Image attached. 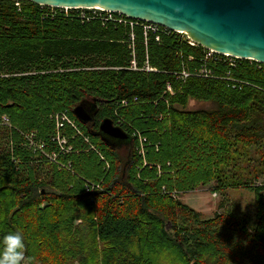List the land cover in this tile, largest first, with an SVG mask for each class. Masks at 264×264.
<instances>
[{
    "label": "trees",
    "instance_id": "obj_1",
    "mask_svg": "<svg viewBox=\"0 0 264 264\" xmlns=\"http://www.w3.org/2000/svg\"><path fill=\"white\" fill-rule=\"evenodd\" d=\"M62 10L28 0H0V221L5 222L0 240L4 233L20 232L29 259L33 236L43 235V246L56 258L39 254L29 264H264V181L238 183L236 178L219 176L221 164L236 162L230 156L263 148L264 65H242L237 76L248 84L236 89L201 77L177 83L169 72L181 69L188 54L195 58L191 66H196L202 47L182 44L183 56L178 58L177 40L163 38L159 44L149 40L145 47L143 33L135 28L134 70L127 25L81 19L75 9H68L69 14ZM145 61L156 71L145 70ZM167 82L175 94L165 101L161 93ZM134 97L137 102L130 103ZM191 100L211 107L189 110ZM122 101L129 102L122 108L142 104L123 113L149 141L159 143L157 152L147 150L148 162L163 169L168 162L175 172L161 178L165 193L157 190L158 183H147L154 179L155 167L141 170L137 177L142 161L134 150L136 129L120 127L129 136L122 146L105 143L97 135L100 122L112 120L113 104ZM81 103L96 105L92 120L84 125L71 113ZM63 110L109 160L106 192H85L79 178L65 172L56 173L64 189L49 197L44 183L17 177L36 151L20 147L16 130L44 142L55 131V114ZM142 111L146 116L139 120L136 116ZM159 113L167 118L157 122L153 115ZM9 138L11 147L6 145ZM70 158L74 170L85 178L102 173L93 154ZM204 163L210 168L202 167ZM203 170L219 187L245 186L252 192L253 224L222 214L200 219L172 196L202 183L203 175L185 185L191 173ZM69 184L72 188L66 190ZM46 198L66 208L50 215L40 207ZM79 205L88 206V212L77 209ZM35 228L33 235L27 233Z\"/></svg>",
    "mask_w": 264,
    "mask_h": 264
},
{
    "label": "rangeland",
    "instance_id": "obj_2",
    "mask_svg": "<svg viewBox=\"0 0 264 264\" xmlns=\"http://www.w3.org/2000/svg\"><path fill=\"white\" fill-rule=\"evenodd\" d=\"M69 12L70 10H62V13L64 14H69ZM56 13L59 12L57 11ZM100 69L104 70L106 68H99V70ZM161 95H163V92ZM129 102L132 103L133 101L130 100ZM139 105L142 106V104H131L127 108H122L121 104L115 102L112 106V112L110 113V116H112L114 125L120 121V127L124 130L127 128L131 131V128H128V125L136 129L132 131L137 141L134 150H136L135 153L141 157L142 161L141 166L137 168L138 179L141 170H151L153 166L156 168L154 179L148 180L147 183L159 184L163 176H174L175 172L171 167V164L168 162L165 163V169H163L160 165L148 162L146 157L147 150L149 148H154L155 152H157V150H159V143L149 141L147 136L144 135V131L140 130L134 125V119L128 118L123 113L125 109L137 108ZM210 107L211 105L209 103L196 102L192 100L188 105L189 110ZM61 113L64 116H61ZM60 114V118H56V120L54 119V133L48 138V140L44 142L35 141V139L32 138V135L27 131L19 132L16 130L20 136V147L25 150L32 148L36 151V155L32 158V160L26 162L23 165V169H20L21 174L17 177L22 180L36 179L39 182L44 183L45 186L42 187L45 188H43V190L50 195L49 197L60 195V190L64 189L58 185L59 180L56 176V173L65 172L76 178H79V180L82 182V187L85 192L96 190L99 192H106L105 184L107 183V179L105 177L111 168L109 160L103 154L101 148L93 143L90 136H87L83 132L80 124L72 117L70 112L68 113L67 110H63L60 112ZM144 116L146 115L144 111H142L136 116V118L140 120ZM165 118H167L165 114L159 113L153 115V119H155L157 122H161ZM6 119L7 120L4 121L5 126L10 128L11 123L8 118ZM146 119L149 118L146 117ZM58 122H63V126L59 127L56 124ZM120 143H128V141ZM12 144L14 143H12L9 138L6 145L11 147ZM120 146H122V144H120ZM119 153L123 155L122 152ZM84 154L95 155L97 157L98 164L100 163L102 166V173L95 179L88 177L85 178L74 170L73 159L70 157ZM230 157L232 159H236V162L233 165H229V163L221 164L220 171L217 168L220 173L219 176L221 175V177L225 178H236L238 183H244L249 179L253 180L254 182L264 181V144L263 148H251L247 151H239V154L232 155ZM221 161L223 160L221 159ZM202 167L210 168V166H207V163L202 164ZM204 172L205 171L203 170V174L191 173L189 178L190 182L186 183L185 185H190L192 180L201 178L203 175L204 181L202 183L195 184L192 189L189 190L172 192V196H176L180 202L196 212L200 219H209L215 215L222 214L223 216H232L236 219L243 220L248 226H250V223L253 224L254 198L252 192L248 189H245V186H230L225 188L219 187L216 182L212 180L214 177H210L209 173L207 174ZM174 179H176V177L172 178V180ZM205 181L209 182L204 183ZM70 188H72V185L69 184L65 189L71 190ZM158 188L157 190H161V193H165L164 191L166 189L163 185L159 184ZM6 204L10 207L12 205L11 200H7ZM40 207H42V209H44V211L50 215L55 214L60 210V208H66L60 201L49 200L47 198L46 201L40 205ZM76 208L82 212H88V206L86 205H79ZM8 211L9 209L7 207L6 212ZM7 214L10 215V212ZM4 223L5 222H3V220L0 221V231L5 229ZM35 232L36 228L33 232L27 233L29 235H33ZM6 234L4 233L2 236H5ZM33 237L34 241L30 248L31 254L29 259L31 260L35 255L39 257V254H41L43 257L48 259L52 256V260H55L56 253H51L49 247L43 246V240L45 237L43 235L40 236L39 233H37L36 238L35 236Z\"/></svg>",
    "mask_w": 264,
    "mask_h": 264
},
{
    "label": "water",
    "instance_id": "obj_3",
    "mask_svg": "<svg viewBox=\"0 0 264 264\" xmlns=\"http://www.w3.org/2000/svg\"><path fill=\"white\" fill-rule=\"evenodd\" d=\"M28 1L56 8H98L120 13L185 33L203 48L264 64V0ZM95 110V103H81L71 113L84 125L92 120ZM97 135L113 146L129 141L128 134L109 118L100 122Z\"/></svg>",
    "mask_w": 264,
    "mask_h": 264
},
{
    "label": "built area",
    "instance_id": "obj_4",
    "mask_svg": "<svg viewBox=\"0 0 264 264\" xmlns=\"http://www.w3.org/2000/svg\"><path fill=\"white\" fill-rule=\"evenodd\" d=\"M51 7V6H49ZM55 9H63L68 10L67 8H56L51 7ZM79 12V18L81 19H100L103 22L105 21H113L117 22L118 24H124L127 25L130 28L129 32V39H128V48L131 50V55L133 57V60L131 61V67L132 69H136L135 64V34L133 30L135 28H138L141 30L144 36V44L145 47H147V43L149 40H152L154 43H161V40L163 38H173L178 41L177 47L175 49V56L178 58H182V44H186L190 47H198L199 45L193 42L191 39L187 38V35L185 33L170 30L168 28H164L162 26H159L154 23L146 22V21H137L127 18L126 16L115 13V12H109V11H102L98 8L95 9H75ZM84 10V11H80ZM86 11L92 13L90 15L86 14ZM99 13H104L103 15H100ZM200 58L198 60V64L196 66H191V64L195 63V58L192 54H188L187 61L183 63L181 66V69L178 71L169 72V74H172V76L175 79V82L177 83H184L186 82V79L189 77H201L206 79H213V80H221L226 83V85H229L230 88L236 89L240 88L244 84H248L243 79H240L238 74V69L246 63L248 65H253L255 63L254 60L251 59H242L239 57H235L229 54L216 52L210 49L203 48L201 51ZM148 57V56H147ZM146 57V58H147ZM255 64L257 68H260L261 63L256 62ZM264 65V64H261ZM144 69L147 71H156L154 68H150L148 66L147 61H145ZM175 94V90L172 87L171 82H167L165 85V90L163 92V95L161 96V99H165V101L168 100L169 96H173ZM133 102H137V97H134L132 99ZM167 103V102H166ZM122 106H127L129 102L122 101ZM153 104H156L153 102ZM62 114V113H61ZM55 114V120L56 118H60L61 115ZM61 115V116H60ZM64 118V117H63ZM7 119L3 116V122ZM5 124V122H4ZM59 127L63 126V122L56 123ZM120 127V121L116 123V125Z\"/></svg>",
    "mask_w": 264,
    "mask_h": 264
},
{
    "label": "clouds",
    "instance_id": "obj_5",
    "mask_svg": "<svg viewBox=\"0 0 264 264\" xmlns=\"http://www.w3.org/2000/svg\"><path fill=\"white\" fill-rule=\"evenodd\" d=\"M25 251L23 235L9 232L0 240V264H29Z\"/></svg>",
    "mask_w": 264,
    "mask_h": 264
},
{
    "label": "bare ground",
    "instance_id": "obj_6",
    "mask_svg": "<svg viewBox=\"0 0 264 264\" xmlns=\"http://www.w3.org/2000/svg\"><path fill=\"white\" fill-rule=\"evenodd\" d=\"M199 47H201V46H199ZM203 48V47H202ZM206 49V48H205ZM183 65V64H182Z\"/></svg>",
    "mask_w": 264,
    "mask_h": 264
}]
</instances>
